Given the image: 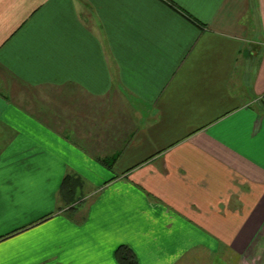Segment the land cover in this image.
<instances>
[{"label":"crops","instance_id":"crops-1","mask_svg":"<svg viewBox=\"0 0 264 264\" xmlns=\"http://www.w3.org/2000/svg\"><path fill=\"white\" fill-rule=\"evenodd\" d=\"M122 245L264 264V0H0V264Z\"/></svg>","mask_w":264,"mask_h":264},{"label":"trees","instance_id":"trees-1","mask_svg":"<svg viewBox=\"0 0 264 264\" xmlns=\"http://www.w3.org/2000/svg\"><path fill=\"white\" fill-rule=\"evenodd\" d=\"M76 180H73L70 177H65L62 181L61 187H60V195L62 200L65 203H68V200L70 198H75L74 194L70 195L71 193H74L76 190ZM115 260L118 264H138L135 255L131 251L130 248H128L125 245L119 246L115 251Z\"/></svg>","mask_w":264,"mask_h":264}]
</instances>
